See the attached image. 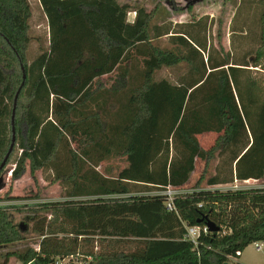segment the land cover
Returning <instances> with one entry per match:
<instances>
[{"label":"trees","instance_id":"1","mask_svg":"<svg viewBox=\"0 0 264 264\" xmlns=\"http://www.w3.org/2000/svg\"><path fill=\"white\" fill-rule=\"evenodd\" d=\"M39 1L49 47L29 60L31 6L0 0V166L15 127L12 179L51 171L72 200L45 203L29 218L38 248L8 251L0 264H243L232 257L264 242V189L218 186L264 179V0L258 46L241 57H205L203 19L173 31L118 0ZM164 37L172 49L156 44ZM183 62L175 81L156 79ZM107 75L115 76L109 85ZM210 132L218 137L206 150L198 136ZM115 156L128 165L106 176L98 168ZM215 157L222 163L208 187L177 196L168 210L155 193L185 186L197 160ZM189 227L202 230L196 241ZM26 234L0 206V246Z\"/></svg>","mask_w":264,"mask_h":264},{"label":"rangeland","instance_id":"2","mask_svg":"<svg viewBox=\"0 0 264 264\" xmlns=\"http://www.w3.org/2000/svg\"><path fill=\"white\" fill-rule=\"evenodd\" d=\"M31 6L30 36L32 42L28 50V59H34L41 49L49 47L48 23L39 0H28ZM119 3H128L133 6L144 7L153 13L151 26L166 24L173 31L187 27L192 21L203 19L201 28H197L202 41L207 44L204 56L209 51L214 56H220L221 51H232L234 57H241L258 46L259 30L255 24V11L257 0H118ZM240 9H243L240 11ZM240 11V12H239ZM134 12L128 14V20L135 19ZM162 48L172 49L173 45L167 37L156 43ZM186 63H180L176 67L163 68L156 74V79L168 78L175 81L186 70ZM115 76L107 75L102 78L108 85ZM218 137L217 133L210 132L198 136L201 146L210 149ZM222 163V159L213 158L208 163L197 160L196 169L190 181L184 186L185 189L193 190L200 187H208L207 180L216 171V166ZM128 165L125 156H115L102 163L98 168L106 176H116L119 171ZM14 165H7L1 174L3 179L0 183V206L8 207L9 212L16 224L23 225L27 231L26 238L21 242L0 246V261L8 251L22 250L25 247L38 248L40 237L32 231L33 223L29 220L34 213L43 214L45 203H56L72 200L67 196V190L54 179L51 171H36L31 174L28 169L18 180H12L11 170ZM240 186L247 188L264 189V179L250 180V182L238 181ZM233 184V183H232ZM225 184L218 186L225 189L232 186ZM92 197L74 198V200L91 199ZM247 264H264V246L257 251L254 243L244 251L242 259ZM73 264H83L72 262ZM9 264H23L16 257H11ZM56 264H71L70 259L59 260Z\"/></svg>","mask_w":264,"mask_h":264},{"label":"built area","instance_id":"3","mask_svg":"<svg viewBox=\"0 0 264 264\" xmlns=\"http://www.w3.org/2000/svg\"><path fill=\"white\" fill-rule=\"evenodd\" d=\"M135 16H136V12H134ZM244 182H250V180H246ZM247 185H244V186H240V184L238 183V180H236L232 186L230 187H226L225 189L223 188H220L222 190H228V189H231V190H240V189H250V188H247L246 187ZM194 192V189L193 190H188V189H185L184 186L182 187H172V186H167L164 190L162 191H158L157 193L155 194H158V195H162L163 197H165L166 199V206L168 208V210L170 211H173L175 210V198L177 196H181V195H186V194H190V193H193ZM188 231H189V236L192 240L196 241L197 237L200 235L201 233V229L199 227H189L188 228ZM203 232L205 234H207L209 232V228L208 227H205L203 229ZM254 246L257 250H261L264 246V242H255L254 243ZM232 259L235 261L236 258L232 257Z\"/></svg>","mask_w":264,"mask_h":264},{"label":"water","instance_id":"4","mask_svg":"<svg viewBox=\"0 0 264 264\" xmlns=\"http://www.w3.org/2000/svg\"><path fill=\"white\" fill-rule=\"evenodd\" d=\"M25 79H26V74L24 73V81H25ZM23 85H24V82H23L22 86ZM22 86H21V88H22ZM21 88L19 89V91L17 92L16 97H15V104H14L13 116H12V123H13V125H14V121H15L16 104H17V100H18V96H19V93L21 91ZM15 142H16V131H15V127H13V140H12V144H11V147H10V149H9V151H8V153H7L4 161H3V163L0 166V171L6 166L7 160H8L10 154L12 153V151L14 149ZM2 180L3 179L0 177V183L2 182ZM210 229L211 230H214V229H217V227H215L214 224H210ZM226 264H228V263H226Z\"/></svg>","mask_w":264,"mask_h":264},{"label":"crops","instance_id":"5","mask_svg":"<svg viewBox=\"0 0 264 264\" xmlns=\"http://www.w3.org/2000/svg\"><path fill=\"white\" fill-rule=\"evenodd\" d=\"M15 167V166H14ZM14 168H12V170H13ZM12 170H11V177H12ZM25 175V174H24ZM13 180V179H12ZM250 180H252V179H250ZM247 249V248H246ZM245 249V250H246ZM263 249V248H262ZM261 249V250H262ZM244 250V251H245ZM257 250V249H256ZM261 250H257V251H261ZM244 251L240 254V256L238 257V258H236V260L235 261H238V262H241V263H243V264H247V262H246V260L243 258L242 259V256H243V253H244Z\"/></svg>","mask_w":264,"mask_h":264}]
</instances>
